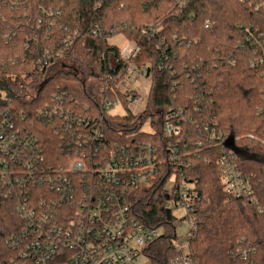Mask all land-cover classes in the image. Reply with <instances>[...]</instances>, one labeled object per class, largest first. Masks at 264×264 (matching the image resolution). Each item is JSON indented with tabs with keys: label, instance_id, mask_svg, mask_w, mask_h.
Here are the masks:
<instances>
[{
	"label": "trees",
	"instance_id": "obj_1",
	"mask_svg": "<svg viewBox=\"0 0 264 264\" xmlns=\"http://www.w3.org/2000/svg\"><path fill=\"white\" fill-rule=\"evenodd\" d=\"M4 3L0 0V94L6 95V101L0 99V118L9 110L18 119L25 114L22 124L39 128L57 142L52 127L37 120L36 112L57 94L73 98L83 108L102 103L100 73L118 55L109 40L122 34L136 41L140 51L133 62L152 68L147 106L137 116L107 117L109 135L156 143L166 161L161 174L167 175L171 173L168 151L159 128L168 109L189 107L194 114L198 105L212 113L232 145L199 148L200 134L189 122L181 137L172 139L181 153H188L190 168L185 174L205 197L197 208L192 258L196 264H264V62L250 66L254 58L264 59V43L253 46L239 28L252 26L264 39V10L256 12L241 0H188L182 9L170 0H27L20 10ZM45 10L53 15L44 14ZM49 24L54 40L74 29L79 34L62 60L41 68L37 60L40 48L50 46L45 40ZM96 26L100 36L92 34ZM147 27L153 28L151 34H144ZM147 118H152L156 129L151 136L141 133ZM227 151L238 158V170L253 179L255 200L229 199L218 165ZM163 182L162 176L156 188L135 191L133 208L143 224L164 231L145 251L151 264H182L171 244L176 219L166 209ZM2 207V216L8 219V204ZM245 243L255 253L235 259L236 250Z\"/></svg>",
	"mask_w": 264,
	"mask_h": 264
},
{
	"label": "built area",
	"instance_id": "obj_2",
	"mask_svg": "<svg viewBox=\"0 0 264 264\" xmlns=\"http://www.w3.org/2000/svg\"><path fill=\"white\" fill-rule=\"evenodd\" d=\"M170 1L179 9L188 2ZM241 2L249 3L256 12L264 10V0ZM7 4L9 9L20 10L27 0H5L4 5ZM44 14L52 16L53 11L45 10ZM56 15L61 14L58 11ZM52 27L49 24L45 34L50 46L40 48L37 63L41 68L62 60L79 34L74 29L70 35L54 40ZM62 28L67 31V27ZM206 28L211 25L207 23ZM239 28L253 46H260V41L264 43L260 30L242 25ZM152 31V27L143 29L147 35ZM92 34L100 36L101 31L96 26ZM120 35L125 44L114 45L118 55L100 73L105 98L102 103L83 108L73 98L57 94L46 108L36 112L37 120L52 127L57 142L44 136L39 128L22 124L25 114L18 119L10 110L2 113L0 264H151L145 251L164 231L140 221L134 212L133 193L156 188L162 176L166 209L176 219L171 244L182 256V264H196L190 242L197 229V208L205 197L185 174L190 168L188 153H181L172 139L181 137L187 122L200 134L199 148L206 144L222 146L227 139L216 117L198 105L194 114L189 107H170L159 131L166 143L171 173L162 175V163L166 161L156 143L111 137L107 131L106 118L111 117L108 111L115 105L127 111L142 105L146 97L139 96V82L149 80L152 85L151 66H137L133 62L139 45ZM258 53L255 51L254 55ZM263 62V58L256 57L250 66L255 68ZM0 99L6 101V95L1 94ZM93 102L96 103L94 99ZM237 159L233 152L227 151L219 160L224 190L232 200H255L254 181L238 170ZM3 203L8 204V219L2 216ZM183 226L189 230L185 245H181L178 237ZM245 245L236 250L235 259L255 253L252 245Z\"/></svg>",
	"mask_w": 264,
	"mask_h": 264
},
{
	"label": "rangeland",
	"instance_id": "obj_3",
	"mask_svg": "<svg viewBox=\"0 0 264 264\" xmlns=\"http://www.w3.org/2000/svg\"><path fill=\"white\" fill-rule=\"evenodd\" d=\"M109 43L115 46H123L125 44L124 37L121 35H117L111 38L109 40ZM139 87H140L139 96L147 98L151 89L149 80H141L139 82ZM146 98L144 99L142 105L132 106V108L128 111L126 108L121 107V105H115L114 107H112L110 111H108V115L114 118H124L129 114L133 115L142 112L146 109V105H145ZM152 122H153L152 118H147L143 126L141 127V133L149 136L154 135L156 129L153 127ZM188 235H189V230L187 227L183 226L181 229L178 230V237L182 242L181 245L186 244V237Z\"/></svg>",
	"mask_w": 264,
	"mask_h": 264
},
{
	"label": "water",
	"instance_id": "obj_4",
	"mask_svg": "<svg viewBox=\"0 0 264 264\" xmlns=\"http://www.w3.org/2000/svg\"><path fill=\"white\" fill-rule=\"evenodd\" d=\"M0 96H1V94H0ZM232 142H233V140L231 141V140L228 139L226 143H227L228 145H232Z\"/></svg>",
	"mask_w": 264,
	"mask_h": 264
}]
</instances>
